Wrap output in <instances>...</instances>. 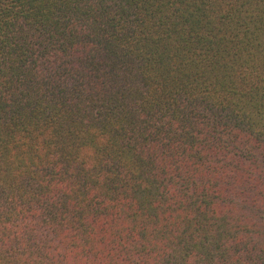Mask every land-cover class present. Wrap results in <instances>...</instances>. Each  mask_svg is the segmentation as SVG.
<instances>
[{
	"label": "trees",
	"instance_id": "1",
	"mask_svg": "<svg viewBox=\"0 0 264 264\" xmlns=\"http://www.w3.org/2000/svg\"><path fill=\"white\" fill-rule=\"evenodd\" d=\"M0 264H264V0H0Z\"/></svg>",
	"mask_w": 264,
	"mask_h": 264
}]
</instances>
